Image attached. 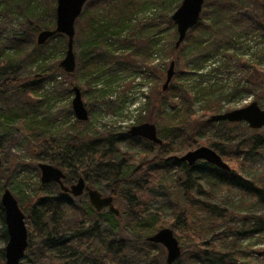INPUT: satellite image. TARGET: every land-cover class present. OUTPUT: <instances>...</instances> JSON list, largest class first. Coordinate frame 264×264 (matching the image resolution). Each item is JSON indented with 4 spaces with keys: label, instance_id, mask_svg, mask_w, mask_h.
Here are the masks:
<instances>
[{
    "label": "rangeland",
    "instance_id": "obj_1",
    "mask_svg": "<svg viewBox=\"0 0 264 264\" xmlns=\"http://www.w3.org/2000/svg\"><path fill=\"white\" fill-rule=\"evenodd\" d=\"M182 1L145 0L143 10L125 22L126 28L123 30V36L126 37L125 39L133 41L135 46L139 48L144 47L145 42L140 38V35L145 32H154L152 39L156 44L158 43L159 51L151 59L150 71L143 67L140 69L142 72H140L138 68L141 60L128 61L123 53V47L119 45L118 48L122 49L115 57V61L118 64L130 62L129 69L120 70L121 67L117 63L109 65L107 70L97 75V85L93 84L86 89L82 87V83L79 81L80 76L76 74L77 67L73 73L76 75L70 80L58 72V69L62 70L59 65L65 58L67 51L61 47L62 38L47 41V48L44 51H41L42 48L35 50L33 48L35 44L41 47L37 43L38 34L43 30L53 29L55 26L57 0H0V45L5 44L6 46L5 54L0 55V83H3L7 78L17 80L28 78L27 80L31 81L34 80L32 79L33 76L43 75V73L50 76L47 81L37 84V87L40 88L37 98L32 96L21 97L15 94L10 97V100L0 99V159L2 161L0 206L1 196L6 189L13 193L23 209H26V205L36 196L40 188L45 197L58 195L59 192L54 185L41 183L39 165L49 164L46 160H48L47 155H50L51 151L36 145L20 129L13 126L14 124L10 122L6 124L1 121L5 111L10 110L15 106L14 104L18 105V107L15 106V114L25 112L28 119L36 118L39 121L47 119L48 126L53 131L59 132L60 135L67 127H74V125L83 133L102 132L105 130V126L107 129H110L109 126L115 127L116 130L113 131L117 133H127L133 126L140 125L137 124L139 114L135 111L136 107L139 105L145 107L149 102L151 105L142 112V124L151 123L156 125L158 131L161 130L157 124L154 107L158 106L157 101L163 97L167 71L171 62H177L178 49L180 48L170 58L169 49L172 43L177 42L178 33L176 26L175 28L169 26L168 19L180 7ZM217 2L219 3L217 4ZM227 2L234 5L235 9L243 4V0H205L199 24L192 29L197 28L198 33L196 31L194 36L200 33L202 40L206 42L202 49L205 59L189 63V74L183 73L182 66L176 63L175 76L170 85L174 83L176 85L178 81V90H176L182 95L175 99L178 103L171 101L166 106V112L170 114L175 106L177 109L181 108L186 102L195 112L196 119L190 121L187 125L188 129L186 128L187 135L192 137V140H189L191 145L186 147L187 150L184 147L181 148L186 135L176 133L179 137L173 139V146L174 148L180 147L181 150L173 148L170 156L182 157L187 152L199 147H210L206 142L209 139H214L220 143L226 154L231 153L236 157L234 152L241 151L239 157L241 167L238 168V173L247 180H256L261 186H264V140L257 142L255 149H252V143L246 146L249 144L247 141L250 138L258 135L264 136V128L253 130L246 122L233 123L234 126H210L197 138L194 137L199 123L207 121L213 115L243 109L253 102H257L259 107L264 110V59L260 61L257 57L264 51V38L257 37L258 35L253 33L248 34L242 28L238 43L235 46L226 47L228 41L232 42L235 39H230L232 38L228 29L230 23L238 20L242 24L245 20V17H238L237 19V17L232 16V9H228ZM32 14H41L43 17V21L39 23L42 29L36 35L28 30L26 25V19H30ZM202 16H205L204 19ZM212 23L215 24L214 29L223 32V34H217L213 29H207L208 25ZM43 24L49 25L51 28L45 29ZM242 30L243 32H241ZM195 46L192 44L188 50H185L184 54L189 55L190 52L196 50ZM82 51L83 46L79 41L75 45L76 62ZM99 55V60L107 57V53L103 50H100ZM6 56L12 57L13 62H9ZM22 84L24 85L25 82ZM182 85L185 86L186 90H183ZM74 86L81 90L83 102L89 111V120L86 125L74 124L77 120L72 110L74 93L73 91L68 93V89ZM24 101L27 102H25V108L24 104H21ZM211 102H216L215 107L209 109L207 107ZM179 103L182 104L179 105L180 107L177 105ZM215 109L218 111L214 112ZM63 137H58V141L60 139L62 141ZM121 150L130 152L133 159L136 160L132 161L135 165H139L142 156L154 155V150L152 151L144 143L135 146L125 143L121 145ZM223 160L229 165L230 171L216 168L217 172L222 176L231 177L234 174V166L224 157ZM201 163L202 161L198 162L195 167L199 168ZM111 170V168L99 170L97 173L100 184L96 190L103 196H112ZM156 171L152 172L151 176H144V178L151 180L150 187L154 195L149 201V213L155 214L158 219L167 223L170 222L166 228L173 230L175 237L179 240L182 252H187L188 250L185 248L189 242V236L185 234L183 221L177 219L171 202H179L181 207H185L184 198L181 197V189L186 178L178 169L165 170L158 167ZM196 175L197 179L193 186L196 202L208 204L216 214L222 217L219 228H217V234L222 235L216 239L218 250L237 254L244 261L254 260L258 262L261 256L257 252L264 248V234L259 233L255 236L248 234L238 237V239H236L235 234L253 230L261 220L264 221V200L254 199L240 189L226 186L218 179L211 177L207 171H198ZM80 177L87 180L84 176ZM71 178H75L71 180L72 184L80 179L76 171L72 172ZM87 185L93 188V186ZM130 188L129 184L125 185L122 189V198L118 201L114 200L120 213H127L128 202L125 195ZM70 199L78 206H85L90 203L87 194L78 198L70 196ZM108 212L106 209L101 213L100 219L104 225L103 233L111 228L106 216ZM124 214H120L122 216L121 223L127 225ZM228 214L232 215L229 219L225 218ZM75 220L76 218L73 221ZM172 225L174 228H171ZM5 230L6 224L0 214V249L7 245L3 237ZM122 231L116 232V236L132 237L130 227ZM99 239L98 242L103 239V235ZM156 245L163 252L161 259L166 262V249L162 245ZM213 257L224 259V255L218 253H214ZM0 264H5V262L2 263L0 260ZM20 264H23V261Z\"/></svg>",
    "mask_w": 264,
    "mask_h": 264
},
{
    "label": "trees",
    "instance_id": "obj_2",
    "mask_svg": "<svg viewBox=\"0 0 264 264\" xmlns=\"http://www.w3.org/2000/svg\"><path fill=\"white\" fill-rule=\"evenodd\" d=\"M144 5L145 0H89L86 3L82 15L76 23L74 43L76 45L80 41L83 46V51L77 58L76 70V74L80 76L79 81L82 83L83 88L87 89L93 84L97 85V75L107 70L109 65L118 64L115 61V57L122 49L118 48L119 45L123 47V53L128 61L141 60L138 70L145 67L150 71L149 64L151 59L159 51L157 48L158 43L156 44L152 39L154 32H145L140 35V38L145 41L144 47L140 48L135 46L133 41L125 39L126 37L123 36V30L126 28L125 22L131 19V16L143 10ZM226 6L228 9H232L233 14L231 13V15L237 17V19L238 17H245L242 24L240 21L235 20L234 23H230L229 28L227 27L232 35L230 39H235L232 42L228 41L226 47L235 46L238 43L241 38L240 30L242 28L248 34L253 33L257 34V37L264 38V0H243V4L238 9H235L234 5L229 2H227ZM204 17L202 16L203 19ZM42 21L43 17L41 14H32L30 19H26L28 30L35 35L38 34L42 29L39 24ZM168 24L170 27L175 28L171 18L168 19ZM43 27L45 29L51 28V26L44 24ZM214 28V23L207 27L209 30L213 29L217 34H223V32ZM196 29L187 35L186 40L178 49V59L175 62V64L182 66L183 73L186 74L190 72L189 63L205 59L202 49L206 42L202 40L200 33L194 36ZM58 38L63 39L61 47L64 50L67 49V38L63 35H56L51 40ZM192 44L196 45V50L190 52L189 55L184 54L185 50H188V47ZM33 48L34 50L42 48L41 51H44L47 48V43L41 47L35 44ZM100 50L107 53L106 59L99 60ZM5 51V44L0 45V55L5 54ZM169 51L171 58L177 51L176 43H172ZM257 57L262 61L264 59V51ZM6 58L9 59V62H13L12 57L6 56ZM240 62L242 61L240 60ZM129 63H119L120 70L129 69ZM58 72L63 74L68 80L76 75L67 74L60 69H58ZM140 72L142 71L140 70ZM49 77V75L43 73V75L33 76L32 79L34 80L31 81L27 80L28 78L23 80L7 78L3 83H0V99L10 100V97L15 94L21 97L32 96L37 98L40 91L37 84L47 81ZM22 82H25V84L23 85ZM177 82L176 85L174 83L169 86L163 97L157 101L158 106L154 107L157 124L161 127V130L158 131V136L163 140L162 145H156L145 139L133 137L129 134V131L127 133H117L113 131L116 128L110 126V129L105 126V130L102 132L90 131L83 133L75 128L74 125V127H67L59 135V132L53 131L48 126L47 119L44 121H39L36 118L28 119L25 112H17L15 114L14 111L18 107L17 104H14L16 107L13 106L10 110L5 111L1 117L2 122L14 124L13 126L20 129L36 145L51 151V154L47 155L48 160L46 161L50 165L60 168L66 174L65 183L67 185L72 184L71 180L75 178H71V174L76 171L79 178L84 176L87 178L85 180L87 184L93 186L94 189H98L100 180L97 178V173L99 170L111 168V185L113 188L111 194L115 201L122 198V189L125 185L129 184L131 187L125 195V199L128 202L127 213H121V215H126L125 223L128 226L121 223L122 216L116 217L108 212L106 216L111 228L104 233L103 221L100 219L102 212H96L90 203L85 206L74 204L70 199L71 195L64 194L57 184L52 185L58 189V195H47L45 197L40 188L36 196L26 205V209L21 207L27 213L26 224L29 238V246L23 264H166L161 259L163 252L158 249L156 244L148 241L152 235L170 225V222L167 223L158 219L155 214L149 213L148 210L149 201L154 195L151 192V180L144 178V176H151L152 172H157L158 167L165 170L178 169L186 178L185 184L182 185L183 188L181 189V197L184 198L185 207H181L179 202L171 201L177 219L183 221L185 234L189 236V242L185 248L188 251H183L175 264H264V248L257 252L261 256L258 262L254 260L244 261L237 254L218 250L216 239H219L218 237H222V235L217 234V228H219L222 217L216 214L208 204L196 202L193 194V186L197 179L196 173L198 171H207L211 177L218 179L226 186L240 189L254 199L264 200V186H261L256 180H247L240 176L237 171L241 167V162L239 161L241 151L234 152L236 154L235 157L231 153L226 154L217 140L209 139L206 142L208 146L234 166V174L231 177L220 175L217 172L218 170L208 163L202 162L199 168L195 166L189 167L186 163L178 162L174 157L170 156L174 148L173 139L179 137L176 133L186 135L181 148L184 147L187 150L186 147L191 145L189 140H192V137L187 135L186 128L188 129L187 125L190 121H195L196 119L195 112L192 111L191 106L187 105L186 102L183 105L177 104L178 106L182 105V107L177 109V106H175L170 114L166 112V106L182 95L177 91ZM181 87L186 90L185 86L182 85ZM72 88L68 89V93H72ZM25 102H21L22 105L24 104V108L27 103ZM175 103L178 102L175 101ZM215 103L211 102L207 108L212 109L215 107ZM10 104L12 105V103ZM150 105L151 103L148 102L145 107L140 105L136 107L135 111L139 114L137 124H142V112ZM213 111L217 112L218 110L215 109ZM87 122L75 120L74 124L81 126L86 125ZM235 124L201 121L194 137L197 138L199 134L207 131L210 126L222 127L234 126ZM217 129L219 130L220 128ZM64 132L65 134H63ZM60 136H64L62 141H60L61 139L58 141ZM263 140L264 136L261 135L252 137L247 141L249 144L246 146L252 143V149H255L257 142H263ZM125 143L131 146L144 143L152 151L154 150V155L142 156L139 165H135L132 161L136 160L133 159L130 152L121 150V145ZM181 148L174 149L181 150ZM79 165L81 166L79 167ZM0 214L5 222L2 206H0ZM231 216L228 214L225 218L229 219ZM74 218H76L75 221H73ZM70 223L72 224L69 225ZM128 227L132 231L131 238L116 236V232L127 230ZM171 228H174V226L172 225ZM259 233L264 234L263 220L253 230L242 233L237 232L235 236L238 239V237L240 238L244 235L255 236ZM101 235H103V239L98 242ZM3 237L8 242L7 230L4 231ZM156 249L157 252H155ZM214 253L224 255V259L214 258ZM0 260L2 263L5 262V248L0 249Z\"/></svg>",
    "mask_w": 264,
    "mask_h": 264
},
{
    "label": "water",
    "instance_id": "obj_3",
    "mask_svg": "<svg viewBox=\"0 0 264 264\" xmlns=\"http://www.w3.org/2000/svg\"><path fill=\"white\" fill-rule=\"evenodd\" d=\"M89 0H57L56 23L54 29L41 31L37 36L38 45L42 46L56 35H63L67 38V51L65 58L60 63V68L67 74H73L77 67L75 55V37L76 23L81 17L83 9ZM205 0H183L180 7L171 17L172 22L177 28L178 40L176 48L178 49L185 41L187 34L199 24L200 16L203 10ZM175 62H171L167 71L166 83L163 91H167L175 76ZM74 97L72 100V110L75 118L79 122L89 120V111L82 99L81 90L74 86L72 89ZM208 123L246 122L253 130L264 128V110L257 102L251 105L228 112L211 116ZM129 134L133 137L145 139L153 144L162 145L163 140L158 136L156 125L143 123L130 129ZM178 162H184L189 167H194L198 162L208 163L215 168L223 171H230L229 165L223 160V157L214 149L206 146L199 147L193 151L187 152L182 157H174ZM2 161L0 159V170ZM41 183L57 184L64 194L72 197H81L87 194L91 207L98 213L108 209L116 217L120 216V210L116 208L112 196H103L98 190L90 188L83 178L76 183L67 186L65 184L66 174L60 169L50 164H40ZM1 206L4 211L8 242L5 247V264H20L26 255L29 246L28 228L26 224V215L13 193L6 189L1 196ZM149 242L162 245L167 251L166 264H175L180 258L182 249L179 240L175 237L173 230L164 228L152 235Z\"/></svg>",
    "mask_w": 264,
    "mask_h": 264
},
{
    "label": "flooded vegetation",
    "instance_id": "obj_4",
    "mask_svg": "<svg viewBox=\"0 0 264 264\" xmlns=\"http://www.w3.org/2000/svg\"><path fill=\"white\" fill-rule=\"evenodd\" d=\"M21 207V206H20ZM25 213V212H24Z\"/></svg>",
    "mask_w": 264,
    "mask_h": 264
}]
</instances>
